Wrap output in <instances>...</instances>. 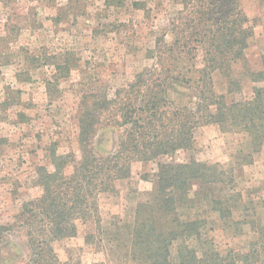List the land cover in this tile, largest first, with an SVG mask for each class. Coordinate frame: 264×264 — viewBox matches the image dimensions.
<instances>
[{
	"label": "rangeland",
	"instance_id": "obj_1",
	"mask_svg": "<svg viewBox=\"0 0 264 264\" xmlns=\"http://www.w3.org/2000/svg\"><path fill=\"white\" fill-rule=\"evenodd\" d=\"M239 9L252 31L243 58L229 69L239 83L229 93L222 71L207 69L210 78L203 77L209 60L196 41V55L176 48L159 59L158 43L187 14L185 0H0V264L28 262L32 231L15 227V219L24 204L44 194L42 174L57 170L55 158L65 157L57 161L72 175L82 158V113L102 104L92 145L98 156L114 154L119 137L132 128L125 105L139 109L135 101L157 92L154 81L165 76L156 60L178 78L162 88L178 108L192 110L202 93L211 101V90L228 103L254 99L264 88V0H239ZM182 29L188 37L193 31ZM256 139L255 131L208 123L192 130L188 150L158 161L133 160L130 176L98 196L97 216L78 220L74 236L53 244L60 263L141 264L123 243L156 191L157 162L196 161L213 177L187 182L177 193L176 215L201 221L204 234L174 241L171 262L177 264L187 246L201 264H264V143Z\"/></svg>",
	"mask_w": 264,
	"mask_h": 264
},
{
	"label": "trees",
	"instance_id": "obj_2",
	"mask_svg": "<svg viewBox=\"0 0 264 264\" xmlns=\"http://www.w3.org/2000/svg\"><path fill=\"white\" fill-rule=\"evenodd\" d=\"M194 3L196 9L192 8ZM185 4L187 14L182 13L181 20L173 22L170 27L172 35H166L168 40L158 43L159 59L165 52L172 53L176 48L194 54L198 48L192 47L191 43L196 41L203 46L200 49L204 50L206 60H209V64L201 70L203 77L210 78L205 72L207 69L222 71L228 77L231 86L228 91L232 93V85L238 87L239 83L230 78L229 69L233 62L243 58L252 31L249 19L239 9V0H185ZM192 13L197 14V17L189 18L188 15ZM183 26L193 30L189 37L185 35ZM171 36H176L177 41L173 38L168 42ZM64 60H68L67 57ZM156 61L166 72L164 77L154 81V87L160 90L136 100L134 104L140 102L139 109L130 103L125 105L124 117L127 124H132V128L125 130V134L119 137L114 154H95L92 142L100 128L93 119L97 117L98 109L103 107L102 104H95L92 111L86 110L81 115L79 139L82 158L74 167L72 175H65L63 170L66 164L57 161H63L65 157L55 158V172L46 170L42 174L44 194L24 204L14 224L17 228L27 227L32 231L29 238L31 256L26 264H61L53 244L74 236L78 220L90 219L91 213H95L94 218L97 216L98 196L113 189L116 181L130 176L129 164L133 160L158 161L163 156L188 150L192 145V130L197 126L211 123L223 129L228 126L242 127L247 131H255L256 140L260 145L264 143V126L260 127L264 120V88L255 91L251 102L229 103L226 96H215L211 90V101L202 93L192 110L182 109L170 102L162 90L170 79L178 81V78H170L165 61ZM198 80L206 83L201 78ZM99 105L102 107L99 108ZM140 113L145 114V117L141 118ZM157 166L153 198L141 206L142 211L137 212L138 218L133 228L135 232L123 243V247L132 252L131 255L141 264H173L170 246L174 241L185 236L200 239L204 234L201 221L182 222L177 217V193L184 192L190 179L209 181L213 177L209 174L210 168L196 161L186 164L157 162ZM218 203L222 205L220 200ZM158 225L164 229L160 234H157ZM203 261L191 248H180L177 264H201Z\"/></svg>",
	"mask_w": 264,
	"mask_h": 264
}]
</instances>
